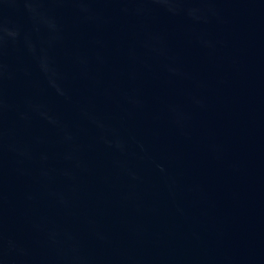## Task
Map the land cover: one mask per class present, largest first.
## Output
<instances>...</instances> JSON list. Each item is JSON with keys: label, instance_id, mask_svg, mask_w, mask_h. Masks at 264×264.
Returning <instances> with one entry per match:
<instances>
[{"label": "water", "instance_id": "obj_1", "mask_svg": "<svg viewBox=\"0 0 264 264\" xmlns=\"http://www.w3.org/2000/svg\"><path fill=\"white\" fill-rule=\"evenodd\" d=\"M0 264H264V0H0Z\"/></svg>", "mask_w": 264, "mask_h": 264}]
</instances>
